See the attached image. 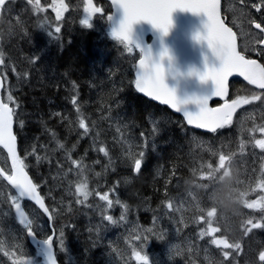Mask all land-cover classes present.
Instances as JSON below:
<instances>
[{
	"label": "trees",
	"instance_id": "1",
	"mask_svg": "<svg viewBox=\"0 0 264 264\" xmlns=\"http://www.w3.org/2000/svg\"><path fill=\"white\" fill-rule=\"evenodd\" d=\"M57 26L37 21L29 38L0 40V59L20 159L52 215L59 263L124 264L139 241L148 264H157L176 234V264H264L258 259L264 227L249 232L247 223L264 219V212L245 215L250 196L219 188V173L211 172L222 140L230 137L235 149L255 138L252 131L236 140L228 126L213 135L188 128L182 117L135 90L140 53L128 52L108 27L74 23L56 32ZM230 97L239 98V82L231 83ZM76 180L86 185L87 198L77 192ZM0 182L14 194L1 176ZM39 214L30 228L45 239L52 231ZM132 225L141 233L128 228L127 236L125 227ZM210 227L239 249L215 247ZM25 236L12 203L0 197V264L27 256L20 247Z\"/></svg>",
	"mask_w": 264,
	"mask_h": 264
},
{
	"label": "snow or ice",
	"instance_id": "2",
	"mask_svg": "<svg viewBox=\"0 0 264 264\" xmlns=\"http://www.w3.org/2000/svg\"><path fill=\"white\" fill-rule=\"evenodd\" d=\"M6 0H4V5ZM112 3L116 5L117 11L122 10L123 17L119 20L118 27L113 31V35L122 43L127 44V51L132 52V45H135L144 53L145 58L140 59L139 64L144 70L141 79H137L136 87L140 92L147 91V94L155 95L156 99H160L161 96H166L168 99L165 103H171L173 108H177L179 104H187L188 100H177L175 91L168 87L164 82V68L159 62L163 57L168 55L167 49L160 53L159 58H156L151 50V46H145L138 40L134 39L133 26L138 21H149L156 29H159L161 33L167 34L172 26V13L176 9L190 10L194 13H204L207 17L205 22L206 35H197V39L206 40L213 49L215 57L220 61L221 67L219 69L209 68L202 73H196L201 80L212 79L215 81L214 93L217 96H223L226 93V81L227 77L235 70L241 75L245 76L253 85H258L259 88L264 89V65H259L255 60H248L237 51L236 36L231 28L225 27L223 21L219 18V0H206L203 3H189L185 0H112ZM91 5V0H89ZM94 11H100L95 9ZM113 16H108V19H112ZM85 25H89V21L86 19L82 22ZM256 29H261L264 33V27L260 23H255ZM61 29L57 28L56 32H60ZM261 44H264V36L261 37ZM146 59L149 63L146 64ZM143 81V83H142ZM208 95L202 97H192L190 99L195 100L198 104V111L192 112L185 110L184 115L187 117L188 124H196L200 128L209 129L215 133L217 129H222L230 126L232 123L233 112L241 103L247 104L250 101L247 98H238L233 100L231 105H225L224 108L207 109ZM11 98V97H10ZM253 99H259V97H253ZM16 116L15 110L9 107L7 103H0V145L7 148L13 159V166L16 169V175L9 177L8 179L20 189L21 195L33 196L35 192V185L28 179L27 174L24 172V161L20 159L16 150L17 136L13 131L14 117ZM23 124V121H20ZM264 131V129H261ZM261 148H264V140L257 142ZM144 154L139 160V168L136 167L135 171L139 172L142 169V162ZM86 185H81L79 191L84 193L87 198L88 193L85 191ZM35 198V197H34ZM103 199L107 200V196ZM255 203H247L248 208L256 207ZM41 207L43 204L41 203ZM169 207H171L169 205ZM19 208V205H17ZM47 212V209H44ZM112 220V217H108ZM247 223L251 225L248 229L249 232L253 228H262L264 224L253 223L252 220H248ZM211 232L217 230L210 227ZM29 234H34L31 230ZM207 234V233H205ZM63 235V233H61ZM47 245L49 246V254L51 256V240L46 238ZM216 245H223L226 248L235 247L239 249L240 245H231L224 239H214L212 241ZM63 244V241H61ZM228 252H224V256L227 257ZM138 259L147 260V256H141L139 252L136 253ZM260 262H264V251L258 255ZM55 264V262H53Z\"/></svg>",
	"mask_w": 264,
	"mask_h": 264
},
{
	"label": "rangeland",
	"instance_id": "3",
	"mask_svg": "<svg viewBox=\"0 0 264 264\" xmlns=\"http://www.w3.org/2000/svg\"><path fill=\"white\" fill-rule=\"evenodd\" d=\"M29 3H31V5H28L26 2L22 1V4L26 6V11L28 13V15L24 13L25 16L23 14L19 15L15 13L14 9L17 7V3L15 4V1H11V3L7 5L4 15L6 18L4 17V21L5 25L9 28L7 34L9 40H11L13 36L15 38L20 37L17 39H21L23 36H25V38H29L31 36V34L27 32L26 29L33 26L35 21V18L33 17V15H35L34 12L37 10V8L40 9L41 6L36 0L33 2L30 1ZM60 5H63V3L61 0H58L56 5L53 6L54 11L52 13L56 19H60L63 15L62 12H60ZM98 7L100 6L95 0H91V5H89V0H73L72 2H66L65 9H67L66 13L68 16H71V19H75V22L82 23L87 19L89 21V25L86 26L95 27L96 29L101 30L107 28L108 19L104 16L103 10L100 9L98 12L94 11L95 9H99ZM226 7L227 10L232 13V15H239V4L237 0H226ZM77 9L79 14L76 13L78 12ZM13 11L14 15L16 16V20H12ZM77 15L78 17L76 18ZM47 19L54 20L53 18ZM262 100L263 99H253L252 105L244 110L240 116L235 119L233 125L228 126L230 128H228L226 131L228 135H231L236 130L237 132L234 133L236 140L237 134L239 137H241L242 134L249 133L251 131V135L255 138L251 142H249L251 139H243L241 142L236 144L235 149L232 147V142L229 139L230 137L223 139L222 147L220 148L222 150L219 151L221 153L220 157L218 158L219 165L211 168V172L214 170L215 173H219V188L230 187L238 194L240 192V195L243 197L245 196L246 199L247 196H250L249 199L245 201V215L250 217H252L251 214L254 211L264 212V148H261L257 143L258 141L264 140V131L261 130L264 129V101ZM229 148H231V151ZM235 155L237 156L235 157ZM0 159L5 162V158L2 153ZM75 183V185L78 187L77 192L79 194H84L79 191L77 180ZM0 197L7 199L12 203L16 218L23 228H26L28 237L35 235L29 234L30 230L33 231L32 228H30V224L31 222H36L38 219H40V215H38L39 213H37V211L34 209H28L29 206L16 194L14 195L9 190L4 189L1 182ZM247 203H255L257 206L248 208ZM17 205H19V208H17ZM257 223L264 224V219L258 221ZM128 228H130L131 231L134 230L135 233H141V230L138 227L132 225L131 227H125L127 236H132L131 231L128 232ZM213 229L217 231L213 233L210 231V228L208 230L209 235H212V241L214 239H219L215 236V234L219 231L218 228L214 227ZM144 231L148 232V229H144ZM172 238L173 239L169 241L171 244L167 245V247H164V254L161 255V259L157 261L155 260L157 264H176L174 256L179 253L180 245L177 244L178 240L176 234L173 235ZM213 245L215 247L223 246L216 244ZM20 247L27 256H24V258L18 261V264H46L45 258L39 248L36 247L33 249L29 247L25 241L22 242ZM204 250L206 253H208V249L204 248ZM127 251L128 254H133L131 256L133 261L130 260L126 262L122 260V263L124 264H148L150 262L149 258L147 260L137 258V252H139L141 256H145V247H143L139 241H137ZM111 253L113 252H109V254ZM11 257L15 259L13 254H11ZM154 258L156 259L157 257L154 256Z\"/></svg>",
	"mask_w": 264,
	"mask_h": 264
},
{
	"label": "water",
	"instance_id": "4",
	"mask_svg": "<svg viewBox=\"0 0 264 264\" xmlns=\"http://www.w3.org/2000/svg\"><path fill=\"white\" fill-rule=\"evenodd\" d=\"M185 2L189 3H203L206 0H185ZM112 16L113 18L110 20V27L113 31L116 27H118L119 20L123 17L122 10L117 11L116 5L112 3ZM219 18L223 21L225 27L231 28L225 22L222 12H221V0H219ZM206 15L204 13H194L190 10H182L176 9L172 13V26L169 32L165 35L161 33L159 29H156L149 21H138L133 26V36L134 39L138 40L141 44L145 46H151V50L153 55L156 58H159L160 53L167 49L168 55L163 57L162 60L159 62L162 64L164 68V82L168 85L169 88L175 91L177 100H188L187 104H179L177 108H173L171 103H165V100L168 99L166 96H161L160 99H156L155 95H148L147 91L140 92L139 89L136 87L137 79H141L144 73V70L141 68L139 61L140 59H144L145 55L137 48L135 45H132L136 49H138L141 53L140 58L136 62L135 72H134V88L137 92L145 97L146 99L154 102L160 106L167 107L170 111L174 114L179 115L183 118L186 125L196 131H200L203 133H213L209 129L200 128L196 124H188L187 117L184 115V111H198V104L195 100L190 98L192 97H202L208 95L206 107L207 109H217V108H224L225 105H231V102H227L223 105L213 106L212 103L214 102H226L230 97V83L232 80H241L248 84L250 87L257 89V90H264L259 88L258 85H253L250 83L245 76L241 75L238 71H233L228 77L226 81V93L223 96H217L214 93L215 89V81L212 79L208 80H201L199 75L196 73H202L207 71L209 68L219 69L221 67L220 61L215 57L213 49L208 44L206 40L197 39V35L201 34V36L206 35ZM232 29V28H231ZM233 31V29H232ZM236 36V33L233 31ZM126 44V43H125ZM236 45L237 51H239V44L236 36ZM264 45V44H263ZM247 59V58H246ZM249 60V59H248ZM256 61V60H255ZM257 64L261 65L258 61ZM149 63V60L146 59V64ZM143 83V81H142ZM4 80L0 75V103H4L2 98V92L4 90ZM246 104L241 103L239 107L235 109L232 115V120L236 116V114L245 106ZM10 107V106H9ZM219 129H217L218 131ZM13 131L15 133L14 125ZM0 147L6 152L8 159L11 165V174H7L0 165V175L4 178L7 184L14 189V191L24 200L32 202L40 211H42L45 216L50 221V226L52 227V220L50 212L39 192L35 183L32 180L30 174L24 169V172L27 174L28 179L31 181L33 185H35V192L33 196L30 195H21L20 189L16 187L8 178L11 176L16 175V169L13 166V159L11 154L8 152L7 148L3 145ZM16 150L18 152V141L16 142ZM137 169L139 168V163L136 165ZM35 197V198H34ZM41 203L43 207H41ZM44 209L48 211L45 212ZM48 239L51 240V256L49 257V246L45 242V240H39L36 236L31 235L30 240L33 246L39 247L40 250L43 252L46 263L47 264H59L55 246L53 244L54 234L49 237Z\"/></svg>",
	"mask_w": 264,
	"mask_h": 264
},
{
	"label": "flooded vegetation",
	"instance_id": "5",
	"mask_svg": "<svg viewBox=\"0 0 264 264\" xmlns=\"http://www.w3.org/2000/svg\"><path fill=\"white\" fill-rule=\"evenodd\" d=\"M11 1L17 2L16 8L14 9L16 14H19L21 12H25V14L28 15L26 11V6L22 4V1L26 2L28 5H31L29 3L30 1L33 2L34 0H6V3L4 5V0H0V18L3 19L5 15V10L7 9V5L11 3ZM38 1L39 5L41 6L40 9L37 8V10L34 12L35 15L33 17L35 18V21L38 19L40 20H47V18H53L54 14L52 13L54 11L53 6L56 5V2L58 0H36ZM63 5H60V12H62V16L60 19L57 20H65V25H72L74 23L75 19H71V16H68L66 13L67 9H65L66 2H72L73 0H61ZM107 2V0H104ZM239 4V15L234 16L230 11L226 8V3L224 0H222V11L223 15L227 21V23L234 28L236 31L239 47L242 53L250 58H254L259 60L264 65V47L259 42L261 37L264 36V33H262L261 29L255 28V23H260L262 27H264V0H237ZM13 11V14H14ZM78 11V9H77ZM11 13V12H10ZM79 14V11L76 12ZM9 15V13H8ZM78 15L76 16V18ZM34 21V22H35ZM3 23L2 20L0 22V30L2 31L0 33V39L5 40L8 38V33L3 31ZM27 32L32 31V27L29 29H26ZM242 83L239 82V93H241L244 88H242ZM247 93L249 94L247 97L239 96V98H253V97H259L264 100V92H258L254 91L252 89H248Z\"/></svg>",
	"mask_w": 264,
	"mask_h": 264
},
{
	"label": "bare ground",
	"instance_id": "6",
	"mask_svg": "<svg viewBox=\"0 0 264 264\" xmlns=\"http://www.w3.org/2000/svg\"><path fill=\"white\" fill-rule=\"evenodd\" d=\"M259 240V239H258ZM254 246V245H253Z\"/></svg>",
	"mask_w": 264,
	"mask_h": 264
}]
</instances>
